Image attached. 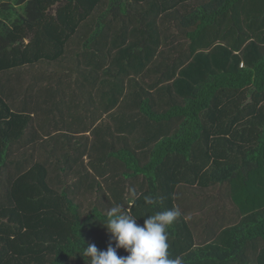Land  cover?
<instances>
[{
    "label": "trees",
    "instance_id": "1",
    "mask_svg": "<svg viewBox=\"0 0 264 264\" xmlns=\"http://www.w3.org/2000/svg\"><path fill=\"white\" fill-rule=\"evenodd\" d=\"M83 51L149 74L157 90L138 95L136 118L162 140L84 138V111L69 99L65 116L47 87L48 108L15 110L11 83ZM89 66L72 62L71 78L89 85ZM201 213L215 234L199 235ZM0 264H264V0H0Z\"/></svg>",
    "mask_w": 264,
    "mask_h": 264
},
{
    "label": "crops",
    "instance_id": "2",
    "mask_svg": "<svg viewBox=\"0 0 264 264\" xmlns=\"http://www.w3.org/2000/svg\"><path fill=\"white\" fill-rule=\"evenodd\" d=\"M133 15L134 13H131V16ZM72 53H75V51L73 50ZM89 55L90 54L88 53V51L87 53L83 51V54H81V56H78L77 54L74 55L72 54L70 58V65L67 64L61 70L60 68L56 69L58 71L55 73H52L50 70L47 71L49 72L50 76H52L53 74L58 75V77L55 78L53 81L51 82L50 80L48 81L50 85L49 84H47V86H45V84L42 85L43 86L42 88L47 87L50 89V92L44 90L46 92V96L48 95L49 98L51 99L48 100L47 103H52L56 105L58 109L64 111L63 114L67 117H70L74 113L73 111L75 110V108L71 106L69 99L73 102V106L76 105L77 107L78 105V108L81 109L80 114L84 111V114L80 115L81 116L80 120L82 124L85 126L84 128L85 130L82 133L84 138L96 137L95 139L99 140V139H104L106 137L105 139H114L116 140V142H118V140L120 141L127 140L128 142H130L134 136L139 135V133H141V131L143 130V138L152 139L153 142L154 140H156L155 142H159L160 140H162L163 136L165 135V132L162 131L161 133L160 132L158 133L157 124L155 122L147 123L149 127L145 125V129H142L139 127V119L136 118L139 115L138 104H137V102L139 101L138 95L141 94L142 98L144 99L145 98L144 94L146 93L154 94L155 91L157 90L155 88H149V86L144 84V83L148 85L150 84L151 78H148L149 74H145L146 72L136 71L138 70V68H136L134 64H129L127 59H123V60H120V58L110 59L108 62L103 64V63H95L91 61ZM84 58H86V61L84 60ZM76 61L78 62L84 61L90 65L87 70L83 71V77L86 78V82L89 83V85L81 83L79 81L78 83H76V81H74L71 78L70 74H72V71H70V69H72L73 67L70 66L72 62L75 63ZM64 69H66V72L64 71ZM30 71L32 72L34 70H30ZM166 72L167 69L166 67L163 66L162 75L165 74ZM95 77H98V81L96 83H93V79ZM63 78L65 79V83ZM20 82H22L21 79ZM116 83H118L119 86H115ZM34 86H35L34 89H30L29 85L26 88L22 89V86L19 85V91L17 92V95L22 94L23 98L25 99L24 102L33 103L36 105L38 104L40 105L43 102L46 103L45 102L46 96L42 95L43 89L37 87L36 84H34ZM118 87L121 96H120V100L117 102L116 105L113 106L112 100L107 101L106 99L101 98L102 93L110 95V93H112L111 89L114 90V88H118ZM27 88H29L28 89L29 91L27 90L25 91V89ZM80 93H83L84 95V102H78L76 97L74 98L71 96V94L77 95ZM114 94L117 97L119 95L116 91H114ZM16 96L13 99L14 102H16ZM167 98L168 97H161V98L157 97L156 100H154L155 101L153 104L154 109L157 110L159 109L160 112H162L167 108H169V106L166 104ZM58 99L61 100L63 99V100L62 102L56 104L55 102ZM110 106L114 107V109L109 112H106L105 109ZM89 109L90 112L88 111ZM57 114L59 118V112H57ZM108 115L109 117H111L109 123L108 122L105 124L100 123ZM98 118L100 119L98 120ZM85 123H87V126L85 125ZM107 126H112L110 131L103 129L106 128ZM101 127L103 128L100 129ZM54 146H56V144ZM40 147L41 146L36 148V154H35L36 157H38L39 154L46 149V148L41 149ZM86 147H89V144L86 145ZM20 149L29 150L28 151L29 153L32 152L29 146L24 148H19V150ZM53 149H51L50 151H52ZM135 151H136L135 153L136 158L139 157L138 159L142 164H145L149 160L150 154L148 155L144 153L142 155V152H139V149ZM140 156H144V158L143 157L140 158ZM87 161H88L87 157H85V163ZM118 169L119 168H116L114 170H111L110 172L115 171V173H118L116 172ZM110 172L103 171V173H105L106 176L112 178L111 176L112 174H110ZM111 182H113L112 179H110L107 183L109 184ZM103 187L104 188L106 187L104 183H103ZM105 191H107V189H105ZM107 194H109V192ZM123 196H125V193ZM128 197H132V196L129 195ZM103 202L104 200H102V203ZM202 216L203 214L201 213L200 217L194 215L193 218V222H197L199 235L208 236V234L211 233L215 234L216 230L212 228V225L216 224L215 214L214 213L210 214L209 211L207 212V214H205L206 216L205 219L207 220L210 219V221H212L213 223V224L211 223L210 229L205 228V226L207 225V220L205 221V223L202 222L201 220Z\"/></svg>",
    "mask_w": 264,
    "mask_h": 264
},
{
    "label": "rangeland",
    "instance_id": "3",
    "mask_svg": "<svg viewBox=\"0 0 264 264\" xmlns=\"http://www.w3.org/2000/svg\"><path fill=\"white\" fill-rule=\"evenodd\" d=\"M173 31V30H172ZM184 42V39H182V38H178L177 40H176V43L177 44H179V43H183ZM71 60H73V59H71ZM48 70H50L52 73H55V72H57L58 70H56V68H53V67H51L50 65H47V64H44V65H42V66H40V65H38V66H35V68H34V71H32V72H30L29 73V76H28V74L27 75H25L24 76V78H22V79H24L22 82H20V79H18V81L16 82V83H11V84H14V86H16V85H20V86H22V89H24V88H26L28 85H29V83L28 82H25V81H27V80H29V81H31L32 82V84H31V86H30V89H34V84L36 83V84H39V88H42L43 86V84H41V83H37V75H40L41 76V78H44L45 80H54L55 78H57L58 77V75L57 74H53L52 76H50L49 75V72H47ZM39 72V74H37ZM45 72V73H44ZM44 74V75H43ZM63 80H64V83H65V79L63 78ZM50 81V82H51ZM45 84V83H44ZM63 100V99H62ZM62 100L61 99H58L55 103L57 104V103H60V102H62ZM25 101V99L23 98V95L22 94H20V95H17L16 96V102H15V105H16V111L17 110H19L20 108H21V106H22V103ZM50 105H47L46 103H44V104H42V107H44V109H46V108H48ZM89 112H90V109L88 110ZM102 117V116H101ZM110 118L111 117H109V115L106 117V118H104V120L102 121V122H100V123H109V121H110ZM100 118H98V120H99ZM97 120V121H98ZM99 124V123H98ZM17 151H19V150H17ZM29 151V150H28ZM211 192V195H212V197L210 198L211 199V203H212V205L211 206H214L216 209H215V212H216V210H217V208L218 209H222L219 213L221 214V215H224L225 213H223V212H225L224 211V209H226V210H229V209H231L232 207H231V204L229 203V199L227 198V196H226V192H225V190H222V191H218L217 189L216 190H212V191H210ZM86 203L88 204V201H86ZM227 213V212H226ZM118 235H120V232H118L117 233Z\"/></svg>",
    "mask_w": 264,
    "mask_h": 264
}]
</instances>
